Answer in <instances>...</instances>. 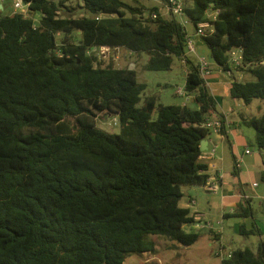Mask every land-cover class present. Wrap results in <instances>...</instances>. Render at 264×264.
Instances as JSON below:
<instances>
[{
    "label": "trees",
    "instance_id": "1",
    "mask_svg": "<svg viewBox=\"0 0 264 264\" xmlns=\"http://www.w3.org/2000/svg\"><path fill=\"white\" fill-rule=\"evenodd\" d=\"M23 2L26 15L0 4V264H124L157 255L162 240L194 245L201 234L185 230L198 222L182 188L207 184L201 143L213 132L206 122L221 117L187 56L188 27L210 24L200 38L210 62L250 75L230 84V96L250 105L264 100V0H183L187 26L141 0ZM101 48L146 53L150 71L185 60L195 106L156 96L140 106L147 85L134 69L104 65ZM238 50L243 64L233 70ZM107 118L119 133L99 127ZM245 123L263 150L264 113ZM238 211L254 216L249 205ZM230 253L220 264H264L263 242Z\"/></svg>",
    "mask_w": 264,
    "mask_h": 264
},
{
    "label": "crops",
    "instance_id": "2",
    "mask_svg": "<svg viewBox=\"0 0 264 264\" xmlns=\"http://www.w3.org/2000/svg\"><path fill=\"white\" fill-rule=\"evenodd\" d=\"M188 32L193 35L194 30L188 29ZM209 54L202 40L195 37V63H198L199 57L209 58ZM184 69L186 73V68ZM233 78L243 80L249 77L241 72L227 73L212 66V73L205 78V87L214 98L217 114L223 121L225 132L224 134L212 132L205 140L206 151L201 155V160L208 165V182H216L218 190L210 192L205 186L196 187L195 190L187 193L188 201L193 203L194 207L183 206L189 207L196 214V220L199 216L201 219L197 222L204 225L209 224L216 212L222 219L229 217L238 219L234 222L235 232L241 235L242 225L246 230H254L255 235L259 237V246L260 242L264 244V220L255 213L254 216L244 219L235 215L240 212L238 205L241 204L244 207L249 205L255 210L259 202L264 218V186H261L264 150H251L252 144L254 145L255 131L251 130L252 127L247 126L245 122L251 117L258 116L252 113L255 102L247 105L243 100L233 99L230 96V84ZM178 105L194 107L195 98L186 95V100ZM257 108L259 109L260 106ZM215 117L216 115L213 116ZM247 150H250V153H246ZM222 236L220 232L212 233V238L216 241L222 240ZM233 249L235 248L228 249L227 252ZM221 251L227 253L224 248H221Z\"/></svg>",
    "mask_w": 264,
    "mask_h": 264
},
{
    "label": "rangeland",
    "instance_id": "3",
    "mask_svg": "<svg viewBox=\"0 0 264 264\" xmlns=\"http://www.w3.org/2000/svg\"><path fill=\"white\" fill-rule=\"evenodd\" d=\"M17 0H0V4H4L5 13L11 14L16 12L15 2ZM131 2L132 0H125ZM142 3L147 7H153L155 5L160 7V12L166 15L163 6L158 0H141ZM20 13V11H18ZM40 15L37 14V18ZM189 31H192V27H188ZM61 36L57 37L59 42ZM201 37H198V40ZM187 52L188 57L191 60H195L194 53ZM95 53L101 56V61L104 65L112 63L119 68H130L134 69L138 73V81L147 85L146 90L142 94V102L145 97L156 96L158 102L164 105L180 104L186 100L185 95H179L178 90L181 89L185 93V64L180 60L175 59L172 69L169 71H150L146 70L145 64L148 61V55L142 53L141 55L131 54L125 49L118 50V52H112L107 49L95 50ZM210 60L209 58H207ZM247 77L250 78V75ZM255 107H253V114L260 115L264 113V100H254ZM260 102V103H259ZM192 104H190L191 106ZM260 106L258 109L257 107ZM251 113H249L250 115ZM99 127L104 130L110 131L111 133H119L120 127L117 123V119L107 118L100 119L98 122ZM251 130H254L251 128ZM252 151H258L253 144L251 147ZM264 150V149H263ZM261 184V183H260ZM263 187L264 184L262 183ZM196 187H183L182 191L184 197L181 200V205H189L194 207L193 203L188 201L187 193L195 190ZM255 215L260 219H263L261 204L257 202L254 210ZM238 219L226 218L222 219L216 212L209 224L202 227L199 223L195 225L185 226L186 231H196L201 234L200 239L191 247H179L177 250L169 248V243L162 240L158 254H145L142 258L138 256H129L124 264H220L221 259L218 253L221 252V248L228 251L231 248H245L248 247L254 251L257 250L259 237L257 235L243 236L239 235L234 230V222ZM221 233L222 240L216 241L212 238V233ZM215 241V242H214Z\"/></svg>",
    "mask_w": 264,
    "mask_h": 264
},
{
    "label": "built area",
    "instance_id": "4",
    "mask_svg": "<svg viewBox=\"0 0 264 264\" xmlns=\"http://www.w3.org/2000/svg\"><path fill=\"white\" fill-rule=\"evenodd\" d=\"M28 7L29 4H25L23 0H17L15 2V9L16 12L20 11V13L26 15L28 12ZM163 10H165L166 15H171L173 14L174 16L178 17L180 19V22L183 26H187L188 23L184 19V3L183 0H169V2L164 6ZM19 13V12H18ZM152 17H156L155 14L152 15ZM212 19L214 20L216 18L215 14L211 15ZM210 24L208 22H202L198 25L195 33L193 35H188L187 36V51L195 53V37H201L205 35L206 28H208ZM101 49H106V48H101ZM109 50V49H107ZM182 63L185 64V60L181 61ZM199 65V71L202 76V78L205 80V78L212 73V64L210 60H208L205 57H199L198 58V63ZM243 64V56H242V51L238 50L232 54L231 57V66L233 70H236V68L240 67ZM230 73V72H227ZM179 95H185L186 93H183L181 89L178 90ZM207 127L211 128L213 132L216 133H221V129L223 127V123L221 119H212L206 122L205 124ZM214 151L212 152V154ZM246 153H250V150H247ZM239 162V160L237 161ZM205 188L210 191V192H216L218 190V184L216 182H208L205 185ZM200 217H197V220L200 221ZM199 224L201 222H198ZM197 223V224H198ZM202 227H205L204 224H200ZM218 256L220 257L221 260L224 258H230L231 253L227 252H219Z\"/></svg>",
    "mask_w": 264,
    "mask_h": 264
},
{
    "label": "water",
    "instance_id": "5",
    "mask_svg": "<svg viewBox=\"0 0 264 264\" xmlns=\"http://www.w3.org/2000/svg\"><path fill=\"white\" fill-rule=\"evenodd\" d=\"M3 8V6L2 5H0V10ZM119 49H117V51H118ZM206 141H203L202 143H201V151L202 152H204V151H206V149L204 148V143H205Z\"/></svg>",
    "mask_w": 264,
    "mask_h": 264
}]
</instances>
